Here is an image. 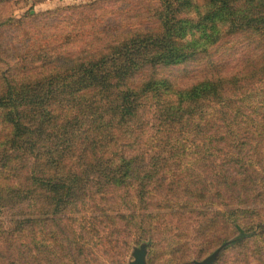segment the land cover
I'll list each match as a JSON object with an SVG mask.
<instances>
[{"label":"trees","instance_id":"1","mask_svg":"<svg viewBox=\"0 0 264 264\" xmlns=\"http://www.w3.org/2000/svg\"><path fill=\"white\" fill-rule=\"evenodd\" d=\"M99 3L29 26L0 0V264H264V57L223 73L264 52V0Z\"/></svg>","mask_w":264,"mask_h":264},{"label":"rangeland","instance_id":"2","mask_svg":"<svg viewBox=\"0 0 264 264\" xmlns=\"http://www.w3.org/2000/svg\"><path fill=\"white\" fill-rule=\"evenodd\" d=\"M136 1L137 0H11L13 4L12 7L14 6V19L18 21H28L27 25L29 26L41 23L43 19L49 17L48 12L58 9L103 2L94 6L91 9V12L95 13L97 17L104 18L103 16L105 15V10L107 8L111 9L114 14L124 13L128 11L131 4L135 3ZM1 10L3 13L7 12L6 7H2ZM65 15L66 14H63L62 16ZM36 16H39L40 20L34 23L33 18ZM19 39L20 36L15 33L13 29H11L9 30L8 34L3 37L2 44L3 46H14V42ZM244 49V52L240 50L237 55H231L226 58L228 65L223 70L224 74L233 75L239 72H241L240 74L247 73L249 63L251 67H253L257 65L264 57V52L260 49H256V46L248 44ZM5 56L9 58L7 55ZM199 67L200 66L192 64L178 68H160L158 69V74L160 76H165L170 80H174L181 86H187L193 84L200 78V73L198 71H195V69ZM6 69L7 67L4 70ZM131 254L132 250L130 251L128 263L132 258Z\"/></svg>","mask_w":264,"mask_h":264},{"label":"water","instance_id":"3","mask_svg":"<svg viewBox=\"0 0 264 264\" xmlns=\"http://www.w3.org/2000/svg\"><path fill=\"white\" fill-rule=\"evenodd\" d=\"M151 245V242L144 241L140 245L133 246L131 254L132 258L129 260L128 264H149L148 257ZM224 248L225 246L220 247L211 256L202 261L195 260L193 261V264H216Z\"/></svg>","mask_w":264,"mask_h":264}]
</instances>
